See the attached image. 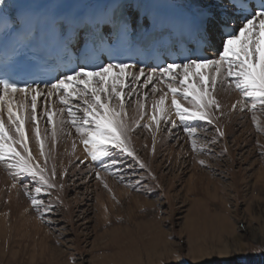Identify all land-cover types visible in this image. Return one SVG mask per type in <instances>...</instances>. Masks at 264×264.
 I'll return each instance as SVG.
<instances>
[{"label": "rangeland", "instance_id": "1", "mask_svg": "<svg viewBox=\"0 0 264 264\" xmlns=\"http://www.w3.org/2000/svg\"><path fill=\"white\" fill-rule=\"evenodd\" d=\"M138 91L149 93L150 115L151 84ZM139 98L128 97L126 104L131 148L144 167L120 154L109 170L101 166L107 158L87 156L70 125L53 146L46 117L39 118L44 101L38 100L37 124L48 135L47 174L55 166L56 186L36 194L32 177H14L0 163V264H264V111L255 112L258 130L251 111L233 110L240 95L225 100V107L214 110L213 123L189 122L197 128L191 139L198 149L206 145L194 151L182 126L161 122L158 131L154 124L144 128L148 116L140 120L131 110ZM170 119H177L174 112ZM25 127L33 163L44 167L33 125L26 121ZM26 192L51 211L33 207Z\"/></svg>", "mask_w": 264, "mask_h": 264}, {"label": "snow or ice", "instance_id": "2", "mask_svg": "<svg viewBox=\"0 0 264 264\" xmlns=\"http://www.w3.org/2000/svg\"><path fill=\"white\" fill-rule=\"evenodd\" d=\"M229 4L234 10L231 16L223 7L217 11L211 7L200 9L197 44L181 53L180 63L157 65L147 71L141 67L137 73L130 71L135 65L124 62L90 63L84 59L75 64L70 62L67 70L58 76L42 77L27 70H22L20 77L7 70L0 72V163L11 169L14 177H32L37 183L32 190L36 194L56 186L52 183L55 166L51 175L47 174L45 141L48 136L41 137L37 124L39 99L44 101L39 118L46 117L53 146L58 133L70 125L92 161L109 160L107 164L101 161L104 170L115 169L120 154L133 157L144 167L135 156L129 137L131 126L126 101L133 95L140 97L135 102L140 120L148 116L149 122L143 124L144 128L151 130L154 124L158 131L161 122H170L173 128L182 126L191 139L198 133L189 122L213 123L214 110L219 111L221 107L215 95L217 87L226 86L240 95L232 105L233 110L239 107L241 111H251L259 130L255 112L264 111V2L255 7L242 0H229ZM205 49H210V53ZM142 77L146 79L138 85ZM41 82L45 84L43 89L39 87ZM157 82L163 87H158ZM149 84L153 94L150 115L146 104L149 93L138 91V87ZM156 93H160L158 98ZM17 95L24 99L17 102ZM29 97L30 104L26 103ZM57 102L61 107H55ZM173 112L177 119H170ZM140 120L134 121L137 127ZM26 121L33 125L31 131L40 156L45 158L44 167L33 163ZM217 132L223 135L219 128ZM191 142L194 151L206 147L202 145L198 149L196 140ZM97 177L100 178L99 172ZM26 195L30 196L33 207L51 211V205L45 206L32 192Z\"/></svg>", "mask_w": 264, "mask_h": 264}, {"label": "bare ground", "instance_id": "3", "mask_svg": "<svg viewBox=\"0 0 264 264\" xmlns=\"http://www.w3.org/2000/svg\"><path fill=\"white\" fill-rule=\"evenodd\" d=\"M129 3H137V2H140V1H144V0H127ZM179 8L183 9L184 11H186L188 14H190L191 17H197V18H200L199 17V12H200V9L202 7H215L214 9H218V5L214 4V3H211V2H208L207 0H172ZM168 3V2H167ZM140 69H135V68H131L130 71L132 72H139ZM146 71L148 69H145ZM143 78V77H142ZM145 79V77H144ZM141 82V81H140ZM143 83V81H142ZM158 84V83H157ZM40 88H44V87H40ZM216 98L218 99L219 103H220V108H223L226 106V103L224 102L225 100L227 99H230V102L233 101L234 98H237L239 96L238 92L235 90V89H227L226 86H218L217 87V90H216ZM19 96H22V95H19ZM21 98V97H20ZM21 100H23L21 98ZM237 101V100H236ZM27 102V101H26ZM132 113L135 115L138 114V110L137 109H132ZM246 116V115H245ZM230 118V117H229ZM232 118V117H231ZM259 119V118H258ZM232 121V120H231ZM40 123V122H39ZM230 125V124H229ZM228 126V125H227ZM32 128V127H31ZM30 128V129H31ZM230 128V127H228ZM253 131V130H252ZM48 135H51V131L48 133ZM47 133H41V137L43 138L44 136H48ZM58 135L62 136V134L58 133ZM57 135V137H58ZM68 135V134H67ZM70 135V134H69ZM70 138V141H71V138L73 137H69ZM68 138V139H69ZM51 139V138H50ZM69 141V142H70ZM48 142V141H47ZM79 145V144H78ZM53 148V147H52ZM46 149V148H45ZM47 152V151H46ZM52 153V152H51ZM40 158V157H39ZM44 158V157H42ZM42 160V159H41ZM43 161V160H42ZM50 163H47V165H49ZM51 167V166H50ZM65 168V167H64ZM49 172V171H48ZM1 175V174H0ZM0 177H3V175H1ZM3 180V179H2ZM4 181V180H3ZM2 183V182H1ZM4 185V184H3ZM1 186V185H0ZM7 186V185H6ZM13 187L11 186V189ZM7 189V188H6ZM10 189V188H9ZM0 191H1V188H0ZM5 192V191H4ZM17 192V191H16ZM14 193V192H13ZM12 193V194H13ZM1 194V193H0ZM16 195V194H15ZM11 195H9V198H10ZM12 197V196H11ZM15 197V196H14ZM17 197V196H16ZM15 197V198H16ZM13 199V198H10V200ZM5 200V199H4ZM15 200V199H14ZM14 200H12L14 202ZM7 203V201H6ZM12 203V202H10ZM16 203V201H15ZM10 205V204H9ZM13 207H16L14 206V204L12 205ZM9 208H11V205L9 206ZM13 212L15 213V211L13 210ZM21 218V217H20ZM19 218V219H20ZM21 219H24V218H21ZM20 219V220H21ZM27 219H25L24 221L26 222ZM18 221V220H17ZM28 222V221H27ZM17 226V224H15ZM16 228V227H15ZM15 230V229H13ZM22 235V234H21ZM41 242V241H40ZM47 249V248H46Z\"/></svg>", "mask_w": 264, "mask_h": 264}]
</instances>
